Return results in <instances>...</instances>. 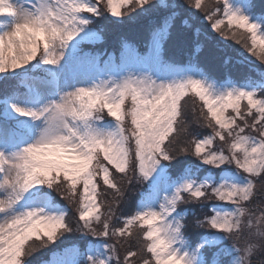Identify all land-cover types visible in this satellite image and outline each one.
I'll list each match as a JSON object with an SVG mask.
<instances>
[{"label":"snow or ice","instance_id":"6c2138e0","mask_svg":"<svg viewBox=\"0 0 264 264\" xmlns=\"http://www.w3.org/2000/svg\"><path fill=\"white\" fill-rule=\"evenodd\" d=\"M161 10L143 50H86L102 20ZM178 20L183 65L166 54ZM206 54L255 75L220 79ZM261 196L264 2L0 0V264H254Z\"/></svg>","mask_w":264,"mask_h":264},{"label":"trees","instance_id":"16d2710c","mask_svg":"<svg viewBox=\"0 0 264 264\" xmlns=\"http://www.w3.org/2000/svg\"><path fill=\"white\" fill-rule=\"evenodd\" d=\"M172 1H173L172 3L181 4V0H172ZM262 2H264V0H256L257 5H260ZM180 13L182 14V12ZM165 14L166 13H164L161 10L158 14L153 13L148 17H140L135 21L128 20V17H124V19L127 22L122 25L112 24L107 20H102V24L104 28L103 43L97 45H89L86 47V50L106 49L109 52H112L113 50L119 52L120 43L122 40H126L132 44H135L141 50H143V46L148 38L149 20L150 19L158 20L160 16ZM181 18H183V15L181 16ZM179 25H180V20L177 21V25L175 29L176 38H174V40L168 45L166 54L168 58L177 61L180 65H183L184 63H186L189 53L191 51L192 40H191V34L185 33L183 29L179 27ZM228 43L233 44V42L231 41H229ZM233 48L242 51L240 45L233 44ZM229 51L233 55H235L233 49H229ZM200 63L205 70L209 71L211 74H213L214 76L220 79H223L226 73H230L233 76V78H235L236 80H241L245 75L248 74L255 75V73H249L247 67H242L236 64H230L227 68H225L222 64V57L212 58L211 56L206 54L201 56ZM186 159L189 158L183 156L178 158V160H186ZM144 187L145 186L142 184H135L132 186L130 190L131 193H129L130 191L128 192V200L124 207V211L126 214H131L134 211L135 202L138 200L139 193L144 189ZM259 187L260 186L258 185V188ZM261 201H264V198L256 202L258 204ZM60 202L64 204L67 203V201H60ZM70 207L72 208V215L69 217V220L70 222H74L75 205H71ZM48 251H49L48 249H44L34 254V256L31 258L33 260V264H40L41 260L48 259L49 258ZM261 259L263 258L261 257Z\"/></svg>","mask_w":264,"mask_h":264},{"label":"rangeland","instance_id":"374dc122","mask_svg":"<svg viewBox=\"0 0 264 264\" xmlns=\"http://www.w3.org/2000/svg\"><path fill=\"white\" fill-rule=\"evenodd\" d=\"M169 2H173V1L172 0H169ZM181 4H185L187 6V0H181ZM192 11H195V10L193 9ZM178 12H182L183 17L186 16L185 9H179ZM199 15H203V14L200 13ZM179 27H181V26L179 25ZM200 27L206 29L207 28V25L206 24H201ZM234 49L236 50V48H234ZM257 63H259V61H257ZM190 109H191V101L189 102V105L186 108V111H189V114H190ZM198 130H200L201 132H207V131H209L207 129H198ZM188 158L194 160V157H188ZM129 193H131V191ZM263 198H264V196H261L256 201H259L260 199H263ZM256 204H257V202H256ZM257 205L258 206L259 205H264V201L259 202ZM74 213H75V210H74ZM121 253H123V251ZM254 264H264V258L261 259L260 254H257L254 257Z\"/></svg>","mask_w":264,"mask_h":264}]
</instances>
